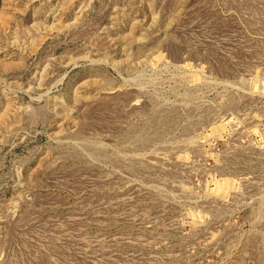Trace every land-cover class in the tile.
Instances as JSON below:
<instances>
[{"label": "rangeland", "instance_id": "rangeland-1", "mask_svg": "<svg viewBox=\"0 0 264 264\" xmlns=\"http://www.w3.org/2000/svg\"><path fill=\"white\" fill-rule=\"evenodd\" d=\"M0 264H264V0H0Z\"/></svg>", "mask_w": 264, "mask_h": 264}]
</instances>
